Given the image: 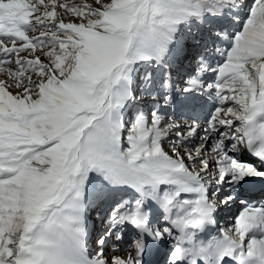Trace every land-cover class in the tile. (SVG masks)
<instances>
[{
    "label": "snow or ice",
    "instance_id": "6c2138e0",
    "mask_svg": "<svg viewBox=\"0 0 264 264\" xmlns=\"http://www.w3.org/2000/svg\"><path fill=\"white\" fill-rule=\"evenodd\" d=\"M14 2L0 0V264H264V200L219 224L264 186V0ZM149 95L151 122L134 113L123 135L125 103ZM245 149L255 162L233 157ZM97 183V203H117L97 209L93 255Z\"/></svg>",
    "mask_w": 264,
    "mask_h": 264
},
{
    "label": "rangeland",
    "instance_id": "374dc122",
    "mask_svg": "<svg viewBox=\"0 0 264 264\" xmlns=\"http://www.w3.org/2000/svg\"><path fill=\"white\" fill-rule=\"evenodd\" d=\"M68 3H83L85 2V0H67ZM87 2H90V0H87ZM9 3L12 7H16L17 4L14 2V0H9ZM225 15L227 16L228 19L230 20H234L237 24H239V19L237 18L236 15H234L232 10H227L225 12ZM67 19V18H66ZM222 19L217 21V26H219L222 23ZM194 29H198L199 26L196 25L195 21L193 22V24L191 25ZM228 31H230L233 35L235 34V32L237 31L236 27H230L228 29ZM194 35V33H190L186 30V28L181 25V29L179 32V36L181 39L185 38V37H190ZM220 48H227L228 47V43H222L219 45ZM95 63L97 64H102L103 60L101 57L96 56L95 58ZM224 57L217 55V62H223ZM89 67L91 69V71L94 73L96 71L95 68L92 67L91 63L89 64ZM163 76V70H156V77L159 80L160 78H162ZM138 84H139V80L137 79V83L136 85H134V94H136V92L138 91ZM151 101V96H145L143 101H132L129 100L127 103H125L124 105V109H125V122H124V126H123V135H128V130L129 128L132 126V120L134 118V113H143L144 116L147 117L148 122H151V110L154 107L153 104L150 103ZM198 117H200L201 119H203L205 113L203 111H200L196 114ZM171 154V153H170ZM233 157L235 159H237L238 161L241 162H255V157H253L248 151L243 150V151H237L235 153H233ZM89 179L91 180V177H89ZM41 183H44L43 181H41ZM98 189H99V184L97 183L95 188H92L90 186V190L88 193V196L86 197V199L90 200L91 203L86 205L87 207V220H88V224L91 227V235L89 234V238H88V250L90 254L94 255V250L96 249L97 245H96V239L97 236L99 234H102L104 228L106 227V225H104L103 223H101L100 217H98L97 215V209L99 207V209L101 211H103L105 213V215H107L108 213H110L112 211V209L116 206L117 201H110V202H106V203H102V204H98L96 201V196L98 195ZM126 195H124L122 198L124 200L125 204H128L129 206H131V202L134 201L136 199V194L133 193L132 189H127L126 190ZM46 193L44 192H40L39 198H42ZM247 197V199H245L244 197ZM245 196L239 197L237 202L235 204H233L230 209L228 211H223L220 213L221 217H223V221L225 222V226L230 227L231 224L234 222L235 217L238 215V213H240V211L243 208V205L240 203V200H247L249 203L256 201H262L264 200V193L260 194L258 196H248L247 194ZM253 199V200H252ZM255 203V202H254ZM161 215H163V213H161ZM130 228H125L124 231L128 232ZM131 232L134 234L135 231H133L131 229ZM127 240L130 242L131 241V235H129L127 237ZM111 248V241L108 244V249ZM107 250V249H106Z\"/></svg>",
    "mask_w": 264,
    "mask_h": 264
},
{
    "label": "bare ground",
    "instance_id": "6f19581e",
    "mask_svg": "<svg viewBox=\"0 0 264 264\" xmlns=\"http://www.w3.org/2000/svg\"><path fill=\"white\" fill-rule=\"evenodd\" d=\"M246 150V149H245ZM247 151V150H246ZM190 198H194V196L193 197H190ZM88 226H89V224H88ZM128 227L129 228H131V225H128ZM89 230H91V227L89 226ZM90 235H91V232L89 233ZM93 264H95V262H93Z\"/></svg>",
    "mask_w": 264,
    "mask_h": 264
}]
</instances>
